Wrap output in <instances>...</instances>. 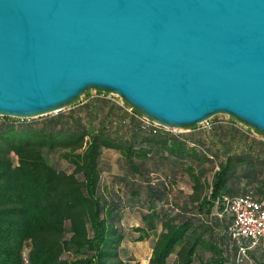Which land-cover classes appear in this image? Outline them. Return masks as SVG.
Returning a JSON list of instances; mask_svg holds the SVG:
<instances>
[{
	"label": "trees",
	"instance_id": "trees-1",
	"mask_svg": "<svg viewBox=\"0 0 264 264\" xmlns=\"http://www.w3.org/2000/svg\"><path fill=\"white\" fill-rule=\"evenodd\" d=\"M80 101L0 116V264H139L128 241L152 243L149 264H264L219 203L263 201V136L234 118L180 135L108 92Z\"/></svg>",
	"mask_w": 264,
	"mask_h": 264
},
{
	"label": "water",
	"instance_id": "water-1",
	"mask_svg": "<svg viewBox=\"0 0 264 264\" xmlns=\"http://www.w3.org/2000/svg\"><path fill=\"white\" fill-rule=\"evenodd\" d=\"M90 90L170 130L224 115L264 136V0H0V116Z\"/></svg>",
	"mask_w": 264,
	"mask_h": 264
},
{
	"label": "built area",
	"instance_id": "built-area-1",
	"mask_svg": "<svg viewBox=\"0 0 264 264\" xmlns=\"http://www.w3.org/2000/svg\"><path fill=\"white\" fill-rule=\"evenodd\" d=\"M129 107L133 109L131 106ZM142 122L146 128H152L154 130L163 129L171 133L178 130H170L162 127L144 116ZM219 203L223 206L224 211L233 218V238L250 240L251 246L253 247L259 245L264 240V199L263 201H257L253 196L248 195L234 197L233 199L224 198Z\"/></svg>",
	"mask_w": 264,
	"mask_h": 264
},
{
	"label": "rangeland",
	"instance_id": "rangeland-1",
	"mask_svg": "<svg viewBox=\"0 0 264 264\" xmlns=\"http://www.w3.org/2000/svg\"><path fill=\"white\" fill-rule=\"evenodd\" d=\"M96 92L97 91H94V90H90L88 91L87 93H85V95L83 96V98L81 99L80 103H83V102H86L91 96H96ZM115 96V95H114ZM116 98L122 103L123 102V99H121L120 97L116 96ZM72 108V107H67L66 109H64L63 111H69V109ZM232 117H228V116H224V115H218L210 120H208L207 122H204L202 125L200 126H197V127H204L206 129H210L212 127V125L214 123H216L215 121L218 120H222V121H228L230 120ZM194 128V127H193ZM191 132V128H183V129H178V130H175L173 131V133L175 134H180V135H187L188 133ZM258 138H260V136H258ZM107 157L111 158L112 160H115L116 156L115 154H112V153H106ZM181 188H179L178 186L175 188L174 190V194L172 195L173 198L174 195L177 194V190L178 189H183V195L184 197L185 196H188L190 193H191V188H190V185H186V183H182L180 185ZM132 223H135L137 224L136 221L132 220ZM136 236V235H135ZM125 247H126V252L125 254H123V257L128 261L132 260V259H136V257H140L141 259H144V256L149 252V250L151 249L152 247V243L150 241H146V242H134V241H128L126 242L125 244ZM135 256V257H134ZM144 261V260H143ZM245 264H253V263H250L249 261L246 262Z\"/></svg>",
	"mask_w": 264,
	"mask_h": 264
},
{
	"label": "crops",
	"instance_id": "crops-1",
	"mask_svg": "<svg viewBox=\"0 0 264 264\" xmlns=\"http://www.w3.org/2000/svg\"><path fill=\"white\" fill-rule=\"evenodd\" d=\"M152 249L149 250V252L144 256V259H141L140 257H136V260L139 262V264H149L150 256H151ZM135 257V256H134ZM144 260V261H143Z\"/></svg>",
	"mask_w": 264,
	"mask_h": 264
}]
</instances>
